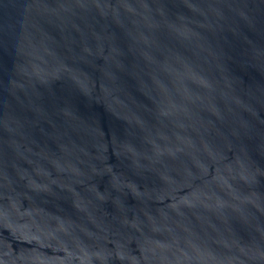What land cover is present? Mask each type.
Instances as JSON below:
<instances>
[{
  "label": "water",
  "instance_id": "1",
  "mask_svg": "<svg viewBox=\"0 0 264 264\" xmlns=\"http://www.w3.org/2000/svg\"><path fill=\"white\" fill-rule=\"evenodd\" d=\"M0 264H264V0H0Z\"/></svg>",
  "mask_w": 264,
  "mask_h": 264
}]
</instances>
